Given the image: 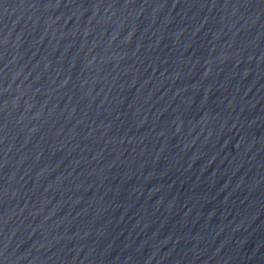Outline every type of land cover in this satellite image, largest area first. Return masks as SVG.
Returning a JSON list of instances; mask_svg holds the SVG:
<instances>
[{
  "label": "water",
  "instance_id": "95a60500",
  "mask_svg": "<svg viewBox=\"0 0 264 264\" xmlns=\"http://www.w3.org/2000/svg\"><path fill=\"white\" fill-rule=\"evenodd\" d=\"M0 264H264V0H0Z\"/></svg>",
  "mask_w": 264,
  "mask_h": 264
}]
</instances>
